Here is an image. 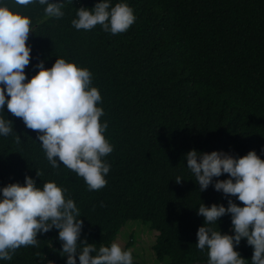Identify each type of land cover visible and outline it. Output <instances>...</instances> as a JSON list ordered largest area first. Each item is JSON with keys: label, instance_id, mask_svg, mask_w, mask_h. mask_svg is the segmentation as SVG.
Wrapping results in <instances>:
<instances>
[{"label": "trees", "instance_id": "trees-1", "mask_svg": "<svg viewBox=\"0 0 264 264\" xmlns=\"http://www.w3.org/2000/svg\"><path fill=\"white\" fill-rule=\"evenodd\" d=\"M49 2L63 3L61 18L46 17L38 0L26 6L0 0V6L32 21L28 79L37 63L51 68L57 58L91 72V86L102 98L100 122L107 123L103 135L113 146L104 157L107 184L89 191L58 158L60 167L53 168L37 132L5 107L0 117L11 121L13 133L0 136V189L23 186L25 176L38 187L55 182L66 189L83 221L78 244L110 246L124 222L141 220L157 233L158 264H208L207 249L196 247L204 225L199 206L227 208L228 199L244 205L212 185L200 191L185 157L191 150L234 158L255 151L264 160V0H109L112 6L126 3L136 17L115 35L100 25L86 31L71 24L76 9L91 10L102 0ZM205 226L234 235L230 215ZM36 239L38 246H22L0 264H66L58 230ZM234 251L251 264L253 249L245 239Z\"/></svg>", "mask_w": 264, "mask_h": 264}, {"label": "clouds", "instance_id": "clouds-1", "mask_svg": "<svg viewBox=\"0 0 264 264\" xmlns=\"http://www.w3.org/2000/svg\"><path fill=\"white\" fill-rule=\"evenodd\" d=\"M15 2L26 6L37 0ZM38 3L46 5V17L64 15L63 3ZM135 19L133 9L126 3L112 6L109 0H102L91 10L76 9L71 24L76 30L86 31L100 25L103 31L115 35L126 32ZM30 33V18L0 6V111L7 107L28 129L37 132V140L53 168L62 162L84 179L89 191L100 190L106 186L105 176L110 170L104 157L113 151V146L103 135L107 123L100 122L104 111L97 105L102 98L91 86L92 74L87 68L57 58L51 68L37 63V73L28 79L25 68L31 60V48L26 41ZM12 133L11 121L0 117V136ZM20 142L16 135V143ZM185 159L200 191L212 185L215 191L225 197L234 196L244 205L240 207L228 199L227 208L218 204L199 206L197 215L204 218V225L196 232V247L207 249L208 264H245L234 251L242 239L253 249L251 264H264V160L255 151L234 158L224 152L195 150L189 151ZM224 174L229 178L213 183V178ZM40 175L36 172L37 177ZM181 181L177 177L175 183ZM65 192L55 182L38 187L28 176L23 186L11 183L0 189V260H11L22 246H38L37 235L55 228L62 242L60 255L67 256L66 264H77V257L79 264H132V251L122 250L118 243L98 250L86 241L78 244L83 221L78 219L80 212L75 202L66 198ZM225 215H230L234 235L205 226Z\"/></svg>", "mask_w": 264, "mask_h": 264}, {"label": "rangeland", "instance_id": "rangeland-1", "mask_svg": "<svg viewBox=\"0 0 264 264\" xmlns=\"http://www.w3.org/2000/svg\"><path fill=\"white\" fill-rule=\"evenodd\" d=\"M156 236L157 233L148 223L141 220H130L123 223L113 242L118 243L122 250L130 249L134 262L158 264L153 251Z\"/></svg>", "mask_w": 264, "mask_h": 264}]
</instances>
